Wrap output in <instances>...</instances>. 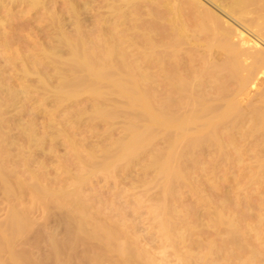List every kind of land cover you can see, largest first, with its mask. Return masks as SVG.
<instances>
[{"label":"rangeland","instance_id":"rangeland-1","mask_svg":"<svg viewBox=\"0 0 264 264\" xmlns=\"http://www.w3.org/2000/svg\"><path fill=\"white\" fill-rule=\"evenodd\" d=\"M37 1L39 2V4H38L39 6H37V9L36 8L35 9H29L30 7L27 5H26L27 6L26 7L24 4H18V7H16L17 5H15L13 7L14 9H11L12 10L11 13H13L15 15L12 17L13 20H11V21H10L11 18L9 19L10 16L7 17V11L0 13V20L6 21V23L4 25L5 27H0V34L2 35V37H0V87L3 85L1 87L2 89L0 88V90H2V92H4L8 89H9V91H13L12 89H14L16 91V89H17V92H16L17 93V95H16L17 96L16 97L17 103L14 104V107L10 106L7 109L5 108L4 109L5 111L3 110L1 112V114L3 113V115H0V117L2 116L0 118L1 123H2L1 127L4 126L3 129H5V127L9 124L8 125L9 128L11 127V130H10L11 132L9 131V133H8L9 139H10V135L13 136L15 134L13 136V138L11 137L13 140H16L17 135H19V137L21 136L19 138L21 142L19 140L16 141L17 144L19 143L18 148H17L16 142H12L13 140H11L12 143L9 140V142L3 144L4 146H2V150H4L3 152L5 154L4 153H2V154L5 156H3L1 154L3 157L0 158L2 160L5 158L4 162H2L0 160V163H2V165L4 166V167L3 166L2 167L4 168L5 172L11 174L10 178L8 179L9 180L8 182H10V179L13 181L15 180V182H18L16 184H19L18 186L21 187V188L18 187L20 189V190L18 189L19 191L17 190V187H16L15 191L17 190V192H15V193L17 195H15L13 193V195L16 197L12 196L11 198L7 199V198H4L5 196H3L2 191L0 193V262H1L0 264H27V263L28 264H117V263L118 264H135V263L136 264H146L147 260H148L149 264H185V263L186 264H253V263L254 264H262L264 262V249H263V247H264V240H263L264 239V232H263L264 231V209H263L264 208V185L259 186L257 184H252V183L248 182L249 181V178H248L249 175L244 170V166L247 164V160H245L243 162L244 159L243 160L240 159L242 162L239 161L238 163L235 161V163H237V164H235L236 168L234 167L235 170H231V169L229 170V166L227 164L228 160L226 159V158H228V155L226 157V155H225L226 151L225 150H227V154H228V150H230V147H228V145L226 144L228 134H227V131L225 130L226 128L224 127V125H225L224 123H226V122H224V120L222 119L223 117L217 118L216 116H214V117H216V118H214L212 114H209V116L212 115L213 118L211 117V120L214 121V122L210 121V123H213V124H211V126H210V123H209V125H207L209 122V119H208L209 116L206 113L203 114V116H201V119H197V117H196V119L189 120L188 122L186 120L185 125L188 128L189 133L187 135L189 136V140H190V141L189 140L188 141L190 142V144L193 143L195 145L194 146L195 148L190 149V151L186 150L189 153L188 155H187V152L184 151L185 149L182 150L185 153L181 151V153H184V154H182L178 158V159H180L179 160L180 169H178V170H177V168L173 169L172 165H170L168 163L166 164L162 160V158L167 156L164 154H166V153L169 154L170 150H171V149H168L170 147L167 144L168 143L167 139L170 138V134L173 137L176 135L175 133H178V136H179V134H180L179 132L182 133V131H180V129H178L180 126L177 125V123L175 121H174L175 123L174 122L172 123L171 121H170L171 123L165 122L164 120L156 121L157 119L160 118V116H157V115H160L163 112V110L166 111V112H163L164 116L166 115V113L173 116L179 112L190 113V112H194V111L199 112V110H200L199 113L206 112L208 110V107L210 108L212 106L210 104L211 103L213 104L214 102H216L215 100L219 99L217 96H218V93L220 96V92H217L218 89H216L218 86H220V89H221L222 84H224L223 88H225V85L227 83V85H226L228 88V89L226 88L227 92H230V88H231V91L232 90L235 91L236 85L234 87L233 86L234 84L233 83H232L233 85L231 84V82L232 81L234 82V80H232V81L230 80V82H229V79L225 77L228 75L230 76V73L228 74L227 72H224L226 62L221 58L215 57L216 58L215 59L214 56H211V57H213V59L208 58V59H210V63L212 65V67L215 66V68H217L218 66L216 67V65H219L222 63L217 70L215 69V71H217V72L212 71L211 75H210V71L205 72L202 68V67H204L205 69H207L205 66H202V64H203L202 62L204 60L201 58H204V56H202V54H201L202 52H200L201 50L198 52L201 54L200 55L201 58L198 54H196V55H198L199 58L203 61H200V59L196 55H194L195 58L193 59V56L190 58L187 55L183 54L186 56V58H185L186 61L184 62V56H183V58L181 56L182 55L181 52L184 51L183 53H185V50H183V49H185L184 46H181L182 47L181 51L178 50V51H180V54L178 53L179 58H181V60H183V62L181 60H179L178 57H176L178 55L177 54L178 51L175 52L176 53V55H175L174 52L171 53L169 51V49H166L169 51V52L167 51L168 52L167 53L163 46H168V45L170 46V44H172V42L174 40L171 41L170 39H168V38H170V35L172 33L170 32V34H167L168 33L167 32L168 30H166V29H168L167 24H165L164 26H161V27H164L166 29H160V30L158 29L159 31L157 30V26H158L157 23L159 22V24L162 25L161 24L162 21L159 20L156 23L154 20L156 17H154V16H156L158 14V11H156V10H159V9L162 10V7L160 8L158 6L159 9L155 8V7H157V5L154 6L153 4L156 3L157 0H156V2L154 0H153V2H151V0H150L151 4L153 3L152 7L155 8L154 11L152 10L153 8H151V10L154 13H157L153 16L154 13L151 14L152 11L146 9L148 6L146 2H148L149 1L148 0L145 2L147 6L144 5L142 8L143 11L136 12V10H135V12L136 13L141 12L140 15L142 13H144L146 15V13L149 12L150 14H148V15H150V17L152 15L154 18L151 17V19H150V17H146L145 15H142L141 18L143 17V20H145V22H144V25L142 27L143 20H141L142 23L139 24V26L141 25L140 26L141 28H138L139 27V26H137L138 24L135 25V23L140 22V17H138L139 18L138 19L136 16L138 21L136 22V20H135L134 25L131 26V27L135 28L136 31L132 30L133 31L132 35L140 32V31H138L139 29H142L144 31L145 30L144 27H145L146 23L147 24H146L145 28L147 31L148 30L147 28H149L150 25H151V27L154 26L153 24H151V23H153L152 21H154L157 25L156 30H155V31H157V33H155V31H154L155 28L153 29L151 27L150 28L152 31L150 30V28H149L150 31H147V32H142V30H141L142 33H139V36L140 35L141 36L139 37V41L137 40V44H138V48H142V50H143V47H142L143 45L140 44L141 41L143 42V40H141V39H143V38H149L151 40L153 39L154 47H155V43L158 41L156 44L157 45L156 48L160 46V45L158 46V43H161L162 44L161 46L163 47L162 48L160 46V50H159L160 53L158 55L159 57L156 55V54H158L159 51L158 52L154 51L156 54L146 51V49L149 48V47L146 48V46H149V43H150L149 42L147 44V42L149 41L148 39L147 40L144 39L145 42L146 41L147 42L143 43V44H146L143 51H146L147 53L144 52V54L143 53L141 54V52H142L141 49L138 50V48H135V47H137V46H135L137 44L134 43L135 44L134 45L135 47H134L131 45L132 43L128 42V40L124 41L125 37L124 38L120 37V38H123V42H125V43L121 42V40H122L121 39L120 41L116 40L115 45H116V47H120V46H122V45H120L121 43L124 44V47H126V51H125L126 54L125 55L123 54V56L121 54L118 55L120 53L118 50L117 55L119 56V58H117V62L119 63V65L121 67H118L119 65L116 62V58H115L116 56L114 57L115 58L114 61H115L116 65L115 66L113 65V66L116 68V70L113 67V69H112L113 71H111L113 76L110 75V77L112 79H109L107 81L106 79L109 78L108 76H105V78L104 77L103 78L102 77L101 78L100 77H98V78H91V77L87 78L86 77L85 78L86 80L83 81V84H87V82H88L87 85H89V86L93 85V84H91V82L92 83L95 82L94 84H99V82H100L101 86L103 85L101 87L103 89L100 90L101 92L100 91H99L100 93L99 92H88V90H86L88 92L87 93L84 90L80 91L79 89H77V90L72 92L73 93L72 100L60 103L56 97H57V95H59L61 93V92H59L60 91L59 88L61 89L60 86L62 85L61 79H63V80H72V79L70 77L65 76L61 67H59V65L55 67V64L57 65L56 61L59 62L60 64H62L60 62L62 60H63L62 62L66 63L67 60H70V58H68L70 56H67V54L60 53V52H59V54L61 56H59V58L56 57V55H59L56 53H54L56 58L54 57V55L52 56V58H51V56H48L51 53H53L52 49H54V48H52V47L56 43L55 42L56 38H55V36H53L56 34L55 33L53 34V32H51V31H53V29H51L50 17H51V14H53V15L62 14V12H64L62 9L64 6L66 7V5H64L66 3H65V0H58V2H57V0H37ZM52 1H53V3H51ZM54 1L57 2V5ZM75 1H77V0H75ZM79 1H81V2L78 4H81V3L83 4L82 0H79ZM87 1H89V0H87ZM138 1H140V0H137L136 2H138ZM158 1H160V4H161L162 1H164V0H162V1L158 0ZM167 1L173 2V0H167ZM174 1H177V0H174ZM195 1H197V0H195ZM201 1H202V4L203 3L205 4V5L203 4V6L206 7V9H208L212 12L215 11L214 12L215 14H220L221 16L219 17V15H218V17L220 19L223 18L224 19V20H222L223 22H227V23H230L231 25H233V23L228 18H226L221 13H219L216 9H214V7L211 4H209V3L207 4L205 0L204 1L201 0ZM61 2H63L64 4ZM141 3H142V1L140 2L139 6H137V4H136V6L139 8L142 7V6H140ZM82 4L80 7L83 8L84 6ZM151 4H150V6H151ZM93 5H94V3H93ZM95 5H96V3H95ZM208 6L209 7L211 6V7L209 8ZM57 7H58V9H57ZM93 7H95V6H93ZM148 8H150V7H148ZM94 10H95V8H94ZM102 10L103 9L99 10V12ZM121 10H122V8H121ZM137 10H139V9L137 8ZM122 11H124V8ZM159 12H161V11H159ZM93 13L94 14L98 13V10H95V12H93ZM100 13H101V15H104L106 12H100ZM102 13H104V14H102ZM160 18L161 17H159V19ZM184 18L186 20L187 16L183 17V21H184ZM65 19L68 20V18L65 17L64 21H66ZM134 19H133V21H134ZM146 19H148V20H146ZM148 21L150 24L148 23ZM163 22L166 23L167 19H166V22H165V19L163 20ZM187 22H188V20H187ZM148 25H149V27H148ZM90 26H92V25H89V27L88 26L86 27V29L88 28V30H87L88 32H91V31H89ZM123 26L127 27L128 24L126 26L125 25H123ZM189 28H192V27L190 26ZM189 28L187 26L188 30L186 32L194 33L193 32L194 28H192V31L189 30ZM118 29L120 30V29H122V27L119 26ZM66 30L70 31V32H67ZM65 31L67 33L66 37L72 33L70 28H65ZM87 31L85 30V27H84L83 32H87ZM161 33H163V34L166 33V35H169V36L166 37L165 34L164 35L162 34L163 35L162 36ZM92 34H94V33H92ZM126 37L128 39L129 38L132 39L134 37V35H133V37H131V34H129ZM141 37H143V38H141ZM172 37L173 36L171 35V38ZM135 38L138 39V36L136 35ZM135 38H133L132 42L134 41ZM166 38L168 40H164ZM129 41H131V40H129ZM153 44H151L150 46L153 47ZM139 45H142V46L139 47ZM174 45H176V43H174L173 46ZM131 46H132V48H131ZM169 46H168V48H169ZM173 46H171V47H173ZM5 47H6V49H5ZM124 47H120V49L121 48L124 49ZM128 47H130V48H128ZM154 47L152 48L153 50H155ZM181 47L178 46V48H181ZM123 49H122V51H123ZM150 49L148 51H150ZM174 49L171 48V51L172 50L175 51ZM149 53H151L153 55H151ZM213 53H214V49H213ZM164 54H165V56L166 55L168 56V54H170L169 57L172 55L171 58H173L175 56L174 59L178 58V60L175 61V60L170 58V62H169L168 61L169 57H166L167 58L166 59ZM160 56H162L164 58V60L162 58H160ZM60 57H62V58H60ZM150 58H152V59H150ZM187 58L192 59V62L194 60V64L191 61L188 62ZM195 59L197 61L199 60L202 64L200 62L199 63L201 65L198 64L197 61L195 63ZM219 59L222 61H220ZM52 60H55V62L54 61L52 62ZM58 60H60V61H58ZM215 60H216V62H215ZM29 61H30V63H29ZM152 61L154 62V64L152 63ZM171 61H175V64H176V62L177 63L179 62L181 65L178 64V66L179 65L180 66L178 69H176L175 66H177V65H175V64H174L175 66L172 65V63H174V62L171 63ZM208 61H206V62L204 61L205 62L204 64L209 63ZM217 61H218V64H217ZM189 63L190 64L192 63V66H190ZM125 64H127V65L125 66ZM148 64H149V66H148ZM159 64H161V65H159ZM187 64L190 67L186 66ZM29 65L31 67H29ZM193 65H194V68H193ZM161 66H163L164 68ZM168 66H169V68H168ZM172 66H174L175 71H174V69L173 70L171 69ZM150 67H152V68H150ZM191 67L193 68L192 71L196 68V70L194 71V72H197V74L196 73L194 74L196 77L195 76H193V78H191L192 76L190 77L191 73L189 74V72H191V71H189L188 68L191 69ZM220 67L222 69H220ZM58 68L61 69V71ZM92 68L93 67H90V66H84L83 70L85 72H87ZM119 68L123 69V71L122 72L117 71V70H119ZM131 69H132V72H131ZM167 69H169V70L167 71ZM159 70H161V71H159ZM207 70H210V69L208 68ZM212 70H214V69L212 68ZM146 71H148V72H146ZM45 72H46V74H45ZM113 72H114V74H115V72H117L116 74L118 76L114 75ZM166 72H168V73H166ZM184 72L188 73V74L186 75V74H184ZM194 72H192V75ZM202 72H205V73H202ZM221 73H223V74H221ZM124 74H126V75H124ZM127 74H129L131 77L127 76ZM202 74H204V75L202 76ZM206 74L207 75L209 74L210 77H207ZM217 74H220V75H218L216 77ZM199 75L201 77H199ZM170 76H171V78H170ZM180 76L182 79L180 78ZM52 77L54 78V79H52L53 81L51 80ZM60 77H61V79H59ZM184 77H186L187 79ZM45 78L47 79V81ZM119 78L121 79V81ZM122 78H123V80H122ZM149 78H150V80H149ZM174 78H176L178 80L176 81V79L174 80ZM89 79H90V81H89ZM193 79H194V82L192 81ZM196 79H198V80L196 81ZM262 79L263 78H261L260 81H262ZM124 80H126V81H124ZM115 82H116V85H113V83L115 84ZM105 83L108 84L107 87H105L106 86ZM124 84H126V85L122 86ZM171 84H173V86ZM58 85H59V87H58ZM134 85L136 86V88L137 87L139 88L138 89L139 92L145 91L146 94L148 92L150 94V92L153 91L152 92L153 94L152 93H151L152 95L150 94L152 96V98L150 97L149 94L146 95V96H148V98L146 97L148 99L147 100L148 103L146 100H145L146 102H144V96L142 97L143 99L141 98L143 101H141V99H140V100H138V102L137 101L131 102V94H129V93L130 92L133 93L132 88L134 87ZM145 86L148 87L146 89L149 90V88H150V90L149 91L145 90L144 89ZM182 86L183 87L185 86L184 87L185 90H183ZM190 86H192L193 89L191 91H188V90H190V89H188V87L190 88ZM259 86H261V85H258V87ZM130 87H132V88H130ZM195 87H197V88L195 89ZM249 87H248V89L246 88L247 91H246V89L244 91V95H245V93H248L249 97H250V95L253 96V94H254L253 92H255L257 89H259L257 87V89H255V91H254V88H256V87H253V89H251L252 86H249ZM107 88L108 89L110 88V90H112V91H110V90L108 91ZM210 89L212 90V92ZM220 89H219V91H220ZM130 90H132V91H130ZM181 90L184 91L185 97L187 96L186 95L187 92H191L192 94L195 92L193 95L192 94L191 95L196 96L199 99H203L202 105H200L201 104L200 103L199 105L194 104L195 105L194 106L188 100L190 98L189 97L190 93L188 95V98L187 97L185 98L184 96H181V95H184V93ZM223 90L224 89H222V91ZM76 91H78V92H76ZM102 92H103V94H102ZM223 92H225V91H223ZM242 92H241V94H242ZM89 93H97L99 95H102V96H100V98H98L99 103L100 104L102 103V105L98 106V99L96 100L94 98L95 99V101H94V99H92V97H91V94H89ZM207 93H210V94H207ZM212 93H213V95H212ZM140 94H144V93H140ZM248 94H247V97L245 96L246 98H244L243 96H239V97H242L241 99H243L246 102L247 98L249 101L252 97L251 96L249 98ZM93 95H95V94H93ZM112 95H113V97H112ZM168 95L170 98L167 97ZM199 95H200V97H199ZM208 95H209V97H208ZM107 96L110 98H107ZM1 97L3 99L2 100L0 98L1 102H4V100H5L4 97L2 95H1ZM53 97H55V99ZM102 97H104V98H102ZM118 98L119 99L121 98V99L119 100ZM129 98H130V101H129ZM123 100H125V101H123ZM255 100L256 99H254L253 101H255ZM10 101H13V99ZM101 101H104V102L107 101V103L105 102L106 104H103V102H101ZM109 101H111V102H109ZM154 101H156V102H154ZM166 101H167V103H166ZM169 101H170V103H169ZM185 101H187V102H185ZM217 101H219V100H217ZM253 101H249V102L252 103ZM8 102H9V100H8ZM56 102H59L60 104H58ZM108 102H109V104H108ZM129 102H131V103H129ZM142 102L145 103L144 104L145 106L150 104L147 107L151 108V110H149L151 112H149L147 110L148 109L147 107H145V108H147L145 110L144 105H142L143 104ZM240 102H241V100H240ZM245 102H241L242 104H244L243 106L241 104L242 108H246ZM255 102H257V100ZM255 102H253V103H255ZM63 103H64V105H63ZM92 103H94V104H92ZM8 104H10V103H8ZM114 104H115V106H114ZM117 104L119 105V107L117 106ZM125 104L126 105L128 104L129 106L127 105L124 107ZM166 104L168 107L166 106ZM187 104L190 106H187ZM151 106H153L154 111L152 110ZM102 107H104V108H102ZM116 107H118V108H116ZM159 107H161V108H159ZM192 107H195L196 109L192 108ZM13 108H15V109H13ZM106 108H108V109L106 110ZM96 109L98 111L101 110L100 113H102V112L103 113L100 115L99 112H96L97 111ZM114 109H115V112H117V113H115L116 114L115 118L113 120H110V121L106 120L105 116H106V114H108V111L110 110L109 111V113H110L111 111H114ZM158 109H160L162 112H159L160 110L158 111ZM197 109H199V110H197ZM116 110H118V111H116ZM130 110L133 111V113H131ZM155 110H157L159 113ZM137 111H140V112H137ZM154 112L158 113L156 115L157 117L155 116L156 113H154ZM121 114H123V116L124 115L125 116L123 117ZM4 115H6V117ZM88 115L89 116L93 115L96 118V120L93 117L89 118ZM97 115H100V116H97ZM127 116H129V117H127ZM13 117H15V118H13ZM16 117H20L19 120ZM10 118H12V120ZM87 118H89V119H87ZM100 118H102V119H100ZM130 118H131V120H130ZM14 119H15V122L13 121ZM91 119H93V120H91ZM125 119H127V120H125ZM90 120H91V122H89ZM132 120H134V121H132ZM140 120H142V121H140ZM203 120H204V122L206 121V123H207L206 126L202 124ZM122 121H124L126 123V125H125V123L122 124L123 123ZM4 122L6 125H3ZM14 124L18 125L19 129L21 127V129L19 130L18 128H16L17 126H15V128H16V130H15ZM199 124L203 125V126L199 127ZM30 125L33 127V129H31ZM93 125H95V126H93ZM135 125H137L140 128H138ZM212 125H213V127H212ZM24 127H25V129H24ZM133 127H135V128H133ZM176 128H177V130H176ZM204 128H207L208 132ZM212 128L215 130V135H214V132L212 131ZM215 128H218V129L216 130ZM6 129H8V127ZM6 129H5V131H6ZM17 129H18V132H16ZM133 129L135 131L138 129H139V131L141 130V135H143V134L146 135L147 133L150 134L152 131L156 132V135L153 136L149 142L147 141V143H142V142L134 143L135 142L134 136L140 135V133H139V131H137V133H135V135H133V133L135 132ZM209 129H211V131ZM13 130H15V131L13 132ZM20 131H22L21 135L19 134ZM33 131H34V133H33ZM7 132L8 131H6V133L4 132V134L6 135ZM23 132H24V134H23ZM195 132H196V134L194 136ZM30 133L31 134L33 133L31 136L34 135L35 137L28 138L30 136ZM108 133H109V135H108ZM172 133H174L175 135L174 134L172 135ZM220 133H221V135H220ZM124 134H127V135H124ZM132 135H133V141H132V138H130V137H132ZM180 135H182V134H180ZM208 135H210V136H208ZM178 136L176 135L175 137H178ZM207 136L209 137V139L207 138ZM27 138L31 139L32 141L33 140H35V141L32 142L31 140L30 141L28 140L29 142L32 143V144L31 143L28 144L29 143L28 141L25 142L27 140ZM210 140H212V141H210ZM191 141H192V143H191ZM196 141L197 142L200 141V142L197 143ZM208 141H210V142H208ZM23 142H24V144H23ZM215 142L216 143L218 142L222 146H218L217 145L218 143L215 145ZM14 143H15V145H13ZM34 143H35V145H34ZM140 143H142V144L140 145ZM223 143L226 144V146ZM121 144H122V146H121ZM212 145H215L216 148H214ZM14 146H16V147H14ZM134 146H136L138 148L137 149L138 151L136 150V152L131 154V155L127 154L128 157H127V155H125V156L121 157V159L119 158L117 160H114L108 166H104V167L99 166L98 168L93 167L94 166L93 165L94 160L96 161V162H94L95 165L97 162L100 165H102L106 161L109 160L108 158H111L112 156H116L118 154V152H120L123 148L125 150V148H127V147L133 148ZM139 146H142V147H139ZM118 147H120L119 148L120 151L117 150ZM212 147L214 150L212 149ZM145 148L146 149L148 148V150H146ZM190 148H192V147H190ZM114 149H115V151H114ZM16 150H19V151H17L18 153H16ZM34 151H35V153H34ZM77 151H79L80 153ZM113 151H114V153H116V155L114 153L112 154ZM7 153H8V155H7ZM94 153L97 155V157L94 155ZM17 154H20L21 158L16 159V157H19V155H17ZM33 154L34 155L36 154V156H34V158L37 156L38 157L34 159L32 157ZM80 154L82 157L80 156ZM103 154L104 155L106 154L109 157H106ZM15 155H17V156H15ZM8 156L10 158V159L8 158V160L10 162H7L8 160L6 158ZM76 156H78V158L79 157L83 158V160L84 159L89 160L90 162H92V166L89 165L90 166V168H89L88 165L87 166L82 165L81 163L78 164L81 159L79 158V161H78ZM157 156H158V158H157ZM31 157L33 158L34 162H32L33 161L32 160V161H29L30 162L29 165L25 164V161L27 160V158H28V160L29 159L31 160ZM90 157H91V159H93V161H91L89 159ZM125 157H127V159H125ZM159 157H161V161L159 160ZM102 158H104V159H102ZM237 158L239 159V157H237ZM51 159H52V161H51ZM101 159H102V161H101ZM214 159H216V160H214ZM75 160L77 163L75 162ZM83 160H81V161H83ZM5 161H6V163H5ZM199 162H200V164H199ZM116 163H117V165H116ZM99 164H97V165H99ZM158 164L161 167H159ZM210 164H211V166H210ZM128 165H130V166H128ZM168 165H170V168H169L170 171L167 170L168 168L166 166H168ZM76 166H77V168H76ZM78 166L83 167V168H81L83 170H79L80 167H78ZM162 166H164L163 167L164 169H162ZM226 166H228V167H226ZM92 167L94 168V170ZM105 167L107 169H105ZM230 167H232V166H230ZM181 168H182V170H181ZM128 169H130V170H128ZM157 169H159V170H157ZM171 169L173 170V172H171ZM163 170L164 171L167 170L170 172V177H168V178L166 177V179L169 180L168 182H164V180L161 179V177H162L161 175L159 176V179L156 178L159 174L155 177L157 172L158 173H159V171L163 172ZM179 170H181V171L178 172ZM83 171H86L88 174L86 172L83 173ZM210 171H212V172H210ZM174 172H177V173H174ZM181 172H183V173H181ZM171 173L175 174V176H173ZM77 174L79 176L78 179L76 176ZM84 174H86V175H84ZM176 174L177 175L180 174V176L177 177ZM37 175H38V177H37ZM87 175H88V177H87ZM243 176L245 178L247 176L248 179L246 178L247 179L246 180ZM83 177H84V179H83ZM79 178L81 179L80 182H79ZM173 178H175V179H173ZM71 180L73 181V183L71 182ZM162 180H163V183L161 182V184L163 187L160 184V181H162ZM74 181L78 182L79 184H77V183L74 184L75 183ZM145 181H147V182H145ZM15 182H13V183H15ZM85 182H87V183H85ZM171 182H172L173 186H169L172 184L167 185V183H171ZM182 182H183V184H182ZM195 183H197V184H195ZM33 184H36L35 187H38L39 191H37V194L40 196V198L34 191H32V192L36 195H34L31 192V189H32L31 187L34 186ZM55 184H57V185H55ZM175 184H176V186H175ZM177 184L179 187L177 186ZM26 186H28V187H26ZM180 186H182V187H180ZM0 187H1L0 190H2L3 187L1 185H0ZM169 187L172 190L169 189ZM183 187H186V188H183ZM165 188H167L166 189V195H170L167 193L171 191V195H170L171 197H166V195L164 193ZM21 189H23V191ZM59 189L61 191H59ZM168 189H169V191H167ZM259 189H261V190H259ZM162 191H163V193H162ZM253 193L254 194L256 193V194L254 195ZM163 194L165 195V197L161 203L160 198H161V195L163 198V196H164ZM18 195H20V196H18ZM35 196H37L36 199H35ZM70 198H72V199H70ZM157 198H159V200ZM173 198H174V200H172ZM43 199H45V200H43ZM140 199H141V202H140ZM164 200H166V201H164ZM138 201H139V203H138ZM167 201H168V203H167ZM223 201H224V203H222ZM80 203H82V204H80ZM159 203H161V204H159ZM160 205H161V207H160ZM224 205H226V206H224ZM78 208H80V209H78ZM156 208L157 209L159 208L160 210L157 211ZM221 208H223V209H221ZM151 209H152V211H151ZM209 209H211V210H209ZM214 209H215V211H214ZM149 210L151 213L149 212ZM240 210L243 211L242 212L243 219H242V217H240V215H241ZM161 211H164V213L162 212V214H161ZM217 211H219V212H217ZM223 211H224V213H223ZM152 212L154 213V215ZM227 212H228V214H227ZM217 213H219V215ZM15 214L18 215L19 218H22V220L19 219L20 220L19 223L21 224V225L20 224L19 225L21 227L23 226L22 227L23 230L21 228H19L20 229L19 233L17 231L15 234H13V233H10L11 231H9L8 229H10L12 223H14V221H16L18 218V216H16V217L14 216ZM19 214L20 215L23 214V215L20 216ZM96 214L98 217L96 216ZM209 215H210V217H209ZM250 216H253V217H250ZM258 216H260V217H258ZM13 217H15L16 220L13 219ZM162 217H164L168 221V223H170V224L167 223L169 226L168 227L169 232L166 231L169 233L170 236L168 234L165 235V233L162 234L159 231V230H161L160 223H161ZM219 217L221 218L222 221L219 220ZM223 217L227 220V222H226V220H223L224 219ZM226 217H228V218H226ZM255 217L258 219H256ZM69 218L70 219L72 218V219L70 220ZM208 218H209V220H208ZM215 218H217V219H215ZM239 218H241V219H239ZM210 219L216 220V222H214L213 220L211 221ZM68 220H69V222H68ZM170 220H171V222L174 221V222H172V223H174L173 225L170 222ZM217 220H219V222H217ZM240 220H242V221L240 222ZM230 221L232 223H230ZM255 221H257V224ZM102 222H104V223H102ZM217 223H219V224H217ZM16 225H18V224H16ZM183 225H184V227H183ZM13 226H14V224H13ZM227 226H229V228H228L229 230L227 228L225 229V227H227ZM232 226H233V228H232ZM254 227H256V229ZM257 227H258V229H257ZM261 227H263L262 228L263 230L261 229ZM169 228H171L172 231H170ZM172 228H174L176 231ZM114 230H115V232H114ZM231 230H233V231H231ZM241 230H243V231H241ZM170 232H172V233H170ZM115 233H116V235H114ZM233 233H234V235H233ZM242 233H244V234L242 235ZM117 234H119V235H117ZM163 236H165L167 238V241H165V238ZM168 236H169V238H168ZM106 237H108V238H106ZM119 237H121V238H119ZM254 237H256L257 239ZM244 238H247L249 240V242H248V244L243 243V245H242ZM74 239H76L75 240L76 242L74 241ZM123 242H124V244H123ZM179 242H180V244H179ZM136 245H137V247H136ZM119 246H121V247H119ZM126 246H128V247H126ZM163 246H164V248H163ZM228 246L230 249L228 248ZM232 248H233V250H232ZM230 250H231V252H230ZM234 250H235V252H234ZM121 251L123 254L120 253ZM123 251H125V252H123ZM61 252L64 253V255H60ZM214 252H215V254H214ZM257 252H258V254L259 253L260 254L258 255ZM250 253L252 254V256L250 255ZM237 254H239V255H237ZM60 257L62 260L60 259ZM226 257H228V258H226ZM249 257H251L250 258L251 260L249 259ZM256 258H258V259H256ZM259 262H261V263H259Z\"/></svg>","mask_w":264,"mask_h":264},{"label":"bare ground","instance_id":"bare-ground-1","mask_svg":"<svg viewBox=\"0 0 264 264\" xmlns=\"http://www.w3.org/2000/svg\"><path fill=\"white\" fill-rule=\"evenodd\" d=\"M78 1V2H77ZM77 1H75V0H65V3L66 4H64L63 2H61V3H63L64 5H66V7L64 8L63 6V11L64 12H62V14H56V15H53V14H51V17H50V25H51V29H53V31H51V32H53V34L55 33L56 35H53V36H55V38H56V40H55V45L52 47V48H54V49H52L53 50V53H51L50 55H48V56H51V58H52V56L54 55V53H56V54H59V52L60 53H65V54H67V56H70V57H68V58H70V60H67L66 61V63L65 62H62V61H60V60H58V61H60L62 64H60L59 62H57L56 61V63H57V65L55 64V67L56 66H58L59 65V67H61V69L63 70V72H64V75L65 76H67V77H70L72 80H63V79H61V77L59 78V79H61L62 80V82H61V89L59 88V92H61L59 95H57V99H58V101L60 102V103H62V102H67V101H69V100H72V98H73V91H75V90H77V89H79L80 91H85V92H87L86 90H88V92H99L100 90H102L103 88H101L102 86H101V84H100V82H99V84H94V83H92L91 82V84H93V85H87L88 84V82H87V84H83V81L84 80H86L85 78L87 77H91V78H98V77H104L105 78V76H108L109 78L108 79H106L107 81L109 80V79H112L111 77H110V75L111 76H113L112 75V73H111V71H113L112 69H113V67L116 65L115 64V61H114V59L116 58V62H117V58H119V56L118 55H122L123 56V54L125 55L126 54V47H124V44H122L121 42H123V38L125 37V39H124V41L125 40H128V42H130V43H132L131 45L132 46H134L135 44H137V40L139 41V37L141 36H139V33H142V32H147V31H150L151 30V28H155L154 29V31L156 30V26H157V30L159 29H166V28H164V27H161V26H164L165 24H167L166 26H167V28L168 29H166V30H168L166 33L167 34H170V32L172 33L171 35L174 37H172L171 38V35H170V38H168V39H170L171 41H173L174 43H176V45H174L173 46V42H172V44H170V46H169V48H168V46H163L164 47V49L166 50V49H169V51L171 52V53H173L174 52V54L176 55V51H178V50H182V47L181 46H184L185 47V49H183V50H185V53H183V52H181L182 53V58H183V56H184V62L186 61L185 60V58H186V56L185 55H187L188 57H192L193 56V59L195 58L194 57V55H196V54H198L199 56L202 54V56H204V58H201V56H200V58L201 59H203L205 62L206 61H208L209 63H206V64H204L205 62L203 61V60H201L200 58H199V56L198 55H196L199 59H200V61H203L202 63L198 60H196L195 59V63H196V61L198 62V64H202V66H205L207 69L209 68L210 70H207V69H205L204 67H202L203 68V70L205 71V72H208V71H210V75H211V72L212 71H214V72H217V71H215V69L217 70L218 68H219V66L222 64H219V65H216V67L217 68H215V66L214 67H212V65H211V63H210V59H213V57H211V56H214V58L215 57H217V58H221V59H223L226 63H225V70H224V72H227L228 74L230 73V76L232 77H230L229 75V77L228 76H225L226 78H228L229 79V82H230V80L232 81V80H234V82L232 81L231 82V84L235 87V85H236V88H235V91H231V88H230V92H227V83H226V85H225V88H223V85L224 84H222V86H221V89H220V86H218L216 89H218V91L217 92H220V96H219V93H218V98L219 99H217V100H219V101H217V100H215L216 102H214L213 104L211 103H209L210 105H212L210 108L208 107V110L206 111V112H202V113H199L200 112V110L199 109H197V110H199V112H197V111H194V112H190V113H184V112H179V113H177V114H175V115H169L168 113H166V115L164 116L163 115V112H166V111H164L163 110V112L160 110V109H158V111L159 112H162L160 115H157L159 112L157 111V110H155V111H157L158 113H156V112H154V113H156L155 114V116L157 115V116H160V118L159 119H157L156 121H158V120H164L165 122H169V123H173L174 121L177 123V125H179L178 127V129H180V131H182V133L181 132H179L180 134H182V135H180L179 134V136H178V133H175L178 137H175L176 135L174 134V133H172V135L174 134L175 136H171V134H170V138H168L167 139V141H168V145H169V147L170 148H168V149H171L170 150V153L169 154H164V155H167V156H163L164 158H162V160L167 164H170V165H172V167H173V169L174 168H177V170L178 169H180V162H179V160L180 159H178L182 154H184L185 152L184 151H186V150H189L190 151V149H193V148H195L194 146V144L192 143V141H191V143L192 144H190V140H189V136L187 135L188 133H189V131H188V128H187V126L185 125L186 123H185V121L187 120V122L189 121V120H194V119H196V117H197V119H201V116H203V114H207L208 116H209V114H212L213 115V117L214 116H216L217 118H222L223 120H224V122H226V123H224L225 125H224V127L226 128L225 130L227 131V134H228V136H227V140H226V144L228 145V147H230V150H228V154H227V150H225L226 151V153H225V155H226V157H227V155H228V158H226L227 160V164H228V166H229V170L231 169V170H235L234 169V167L236 168V166H235V164H237L239 161H241L240 159H244L243 160V162L245 161V160H247V164L244 166V170L248 173V175H249V183H252V184H257V185H264V0H205L206 1V3L208 4H211L213 7H214V9H216L219 13H221L222 15H224L226 18H228L232 23H233V25H231L230 23H227V22H223L222 20H224L223 18L222 19H220L219 17L221 16L220 14H215L214 12L215 11H210V10H208V9H206V7H204L203 6V4H202V1L201 0H197V1H195V0H177V1H174L173 0V2H168L167 0L165 1H162V3L160 4V1H158L157 0V2H156V0H154L156 3H152L154 6H156L157 5V7H155V8H157V9H159V7L161 8L162 7V10H156V11H158V14L157 13H154L153 11L155 10V8L154 7H152V4H151V2H153V0H151V2H150V0L148 1V0H140V1H138V2H136L137 0H89V1H87V0H82L83 1V8L82 7H80L81 6V4H78V3H80L81 1H79V0H77ZM142 1V3H141V5L140 6H142V7H137V6H139V4H140V2ZM146 1H148V2H146ZM204 1V0H203ZM55 2V1H54ZM57 2H58V0H57ZM57 2H55L56 3V5H57ZM136 2V3H135ZM147 3V5H146V3ZM200 2V3H199ZM51 3H53V1L51 2ZM60 3V2H59ZM93 3H94V5H93ZM95 3H96V5H95ZM159 5H158V4ZM18 4H24L25 6L27 5V6H29L28 8L29 9H37V6H39L38 4H39V2L37 1V0H0V13H2V12H4V11H7V17L8 16H10L9 17V19H10V21L11 20H13V16H15L13 13H11L12 12V10L11 9H14L13 7L15 6V5H17L16 7H18ZM136 4H137V6H136ZM150 4H151V6H150ZM147 6V8L146 9H148V10H151V8H153L151 11V14H153V16L155 15V14H157L156 16H154V17H156L154 20H155V22L157 23L159 20H161L162 22H163V20L165 19V22H166V19H167V22L166 23H162L161 22V24L162 25H160L159 24V22L157 23V25H156V23L154 22V21H152L153 23H151V24H153L154 26L153 27H151V25H150V27H149V25H148V27L150 28V30H149V28H147L148 30L146 31V24H145V27H144V31L142 30V29H139L138 31H140V32H138L136 35L138 36V39H136L135 38V34H133L134 35V37H133V35H132V33H133V31L132 30H135L136 31V29L135 28H133V27H131V26H133L134 25V23H135V20H136V22L138 21V17H140V22L139 23H135V25L136 24H138L137 26H139V24L140 23H142V21L141 20H143V17L141 18V16L142 15H145L144 13H142L141 15H140V13L141 12H139V13H136V12H138V11H143L142 10V8H143V6ZM161 5V6H160ZM205 5V4H204ZM26 6V7H27ZM93 6H95V7H93ZM159 6V7H158ZM61 7V8H62ZM148 7H150V8H148ZM209 7V6H208ZM211 7V6H210ZM209 7V8H210ZM55 8V7H54ZM94 8H95V10H98V13H96V14H94L93 12H95V10H94ZM121 8H122V10H123V8H124V11H122L121 10ZM137 8L139 9V10H137ZM16 9V8H15ZM57 9H58V7H57ZM101 9H103L102 11H100V12H106L105 14L104 13H102V14H104V15H101V13L99 12V10H101ZM126 9V10H125ZM213 9V8H212ZM213 9V10H214ZM60 10V9H59ZM135 10H136V12H135ZM27 11V10H26ZM126 11V12H125ZM159 11H161V12H159ZM14 12V11H13ZM134 12V13H133ZM148 12V11H147ZM53 13V12H52ZM100 13V14H99ZM160 13V14H159ZM5 14V13H4ZM21 14V13H20ZM55 14V13H54ZM148 14H150L149 12L148 13H146V17H150V15H148ZM53 15V16H52ZM66 17V18H68V20L67 19H65L66 21H64V16ZM148 15V16H147ZM160 15V16H159ZM218 15H219V17H218ZM136 16H137V18H136ZM152 15H151V17L152 18H154ZM184 16H187V19L185 20V18H184V21H183V17ZM189 16V17H188ZM145 17V18H146ZM151 17H150V19H151ZM159 17H161L160 19H159ZM163 17V18H162ZM165 17V18H164ZM17 18V17H16ZM135 18V19H134ZM133 19H134V21H133ZM157 19V20H156ZM163 19V20H162ZM17 20V19H16ZM146 20H148V19H146ZM153 20V19H152ZM187 20H188V22H187ZM226 21V20H225ZM24 22V21H23ZM144 22H145V20H143V23H142V27H143V25H144ZM5 23H6V21H1L0 20V27H5L4 25H5ZM33 23V22H32ZM148 23H149V21H148ZM186 23V24H185ZM128 24V26L127 27H124L123 25H127ZM150 24V23H149ZM89 25H92V26H90V30L89 31H91V32H88L87 30H88V28L86 29V27L88 26L89 27ZM122 25V26H121ZM119 26L120 27H122V29H118L119 28ZM141 26V25H140ZM138 27V28H141V27ZM187 26H188V28L191 26L192 28H194V30H193V32L194 33H189V32H186L188 29H187ZM9 27V26H8ZM28 27V26H27ZM84 27H85V30L87 31V32H83V30H84ZM124 27V28H123ZM159 27V28H158ZM65 28H70V30L72 31V33L74 34H69L67 37H66V35H67V33H66V31L68 30H66L65 31ZM137 28V27H136ZM192 28H189V30H191L192 31ZM35 29V28H34ZM141 30H142V32H141ZM158 30V31H159ZM134 31V32H135ZM152 31V30H151ZM67 32H70V31H67ZM162 32V31H161ZM197 32V33H196ZM92 33H94V34H92ZM155 33H157V31H155ZM166 33H164L165 35H166ZM129 34H131V37H133V38H135L134 39V41L132 42V40H133V38L132 39H128L126 36H128ZM163 33H161V35H162ZM163 34V35H164ZM188 34V35H187ZM197 34V35H196ZM94 37H93V36ZM153 35V34H152ZM162 35V36H163ZM145 36V35H144ZM169 35H166V37H168ZM0 37H2V35L0 34ZM120 37H123V38H120ZM130 37V36H129ZM155 37V36H154ZM120 38V39H119ZM141 38H143V37H141ZM163 38V37H162ZM165 38V37H164ZM122 39V40H121ZM144 39H148L149 41L147 42V44L150 42L151 44H153V39L151 40V39H149V38H143V39H141V40H143V42L141 41L140 42V44H142V45H139V47H143V50H144V47L146 46V44H143V43H146L145 42V40ZM167 38L166 39H164V40H168ZM15 40V39H14ZM116 40H121V44L120 45H122V46H120V47H124V49L123 48H121L120 49V47H116ZM129 40H131V41H129ZM118 41V42H119ZM136 41V42H135ZM117 42V43H118ZM127 42V41H126ZM155 42V41H154ZM158 42V41H157ZM157 42L155 43V47H154V44H153V47L155 48V50H153L152 48V46H150L151 44L149 43V46H146V48L147 47H149L148 49H146V51L147 52H151V53H155V52H158L159 50H160V46L162 45L161 43H158V46L159 47H157L156 48V44H157ZM167 42V41H166ZM165 42V43H166ZM123 43H125V42H123ZM129 43V44H130ZM135 43V44H134ZM139 43V42H138ZM171 43V42H170ZM167 44V43H166ZM179 47H181V48H178V46ZM8 46V45H7ZM130 46V45H129ZM132 46H131V48H132ZM135 46H137V47H135ZM134 47L135 48H138V44L137 45H135ZM171 46H173V47H171ZM152 47V48H151ZM162 47V46H161ZM162 47V48H163ZM177 47V48H176ZM183 47V48H184ZM9 48V47H8ZM128 48H130V47H128ZM153 50H151V49ZM171 48L172 49H174L175 51H171ZM5 49H6V47H5ZM122 49H123V51H122ZM139 49H141V54L143 53L144 54V52L145 53H147L146 51H143L142 50V48H138V50ZM150 49V51H148ZM177 49V50H176ZM213 49H214V53H213ZM216 49V50H215ZM14 50V49H13ZM118 50H119V54H118ZM201 50V51H200ZM218 50V51H217ZM12 51V50H11ZM133 51V50H132ZM155 51V52H154ZM168 50H166V52H167ZM168 51V52H169ZM180 51H178L177 52V54L179 53L180 54ZM202 52L201 54L200 53H198V52ZM139 52V51H138ZM137 52V53H138ZM167 52V53H168ZM151 53H149V54H151ZM159 53H160V51L158 52V54H156L157 56L159 55ZM163 53V52H162ZM118 54V55H117ZM154 54V55H155ZM179 54L176 56V57H178L179 58ZM183 54H185V55H183ZM204 54V55H203ZM214 54V55H213ZM140 55V54H139ZM151 55H153V54H151ZM162 55V54H161ZM169 55L170 54H168V56L166 55L165 56V54H164V56H165V58L166 57H169ZM31 56V55H30ZM59 56H61L60 54L59 55H56V57H58L59 58ZM116 56V57H115ZM131 56V55H130ZM147 56V55H146ZM180 56V57H181ZM54 57H55V55H54ZM53 57V58H54ZM55 57V58H56ZM115 57V58H114ZM136 57V56H135ZM150 57V56H149ZM154 57V56H153ZM159 57V56H158ZM157 57V58H158ZM172 57V55L169 57V59H168V61L170 62V58ZM175 57V56H174ZM174 57L173 58H171V59H173V60H178V58H176V59H174ZM17 58V57H16ZM27 58V57H26ZM60 58H62V57H60ZM67 58V59H68ZM146 58V57H145ZM156 58V59H157ZM160 58H162L163 60H164V58L162 57V56H160ZM190 58H187V60H188V62H192V59H190ZM208 58H210V59H208ZM123 59V58H122ZM150 59H152V58H150ZM167 59V58H166ZM206 59V60H205ZM216 59V58H215ZM31 60V59H30ZM46 60V59H45ZM66 60V59H65ZM126 60V59H125ZM130 60V59H129ZM128 60V61H129ZM134 60V59H133ZM145 60V59H144ZM161 60V59H160ZM179 60H181V58H179ZM218 60V59H217ZM220 60V59H219ZM27 61V60H26ZM55 62V60H52V62ZM123 61V60H122ZM127 61V60H126ZM147 61V60H146ZM159 61V60H158ZM175 61H171V63L172 62H174V63H172V65H174L175 64ZM182 62H183V60H181ZM180 61V62H181ZM220 61H222V60H220ZM223 61V62H224ZM121 62V61H120ZM148 62V61H147ZM200 62V63H199ZM215 62H216V60H215ZM29 63H30V61H29ZM59 63V64H58ZM118 63V62H117ZM122 63V62H121ZM133 63V62H132ZM152 63L154 64V62L152 61ZM151 63V64H152ZM159 63V62H158ZM162 63V62H161ZM165 63V62H164ZM193 64H194V60H193V62H192ZM192 63L190 64L189 63V65L190 66H192ZM40 64V63H39ZM52 64V63H51ZM168 64V63H167ZM178 64H180L179 62L177 63L176 62V64L175 65H177L178 66ZM200 64V65H201ZM217 64H218V61H217ZM25 65V64H24ZM28 65V64H27ZM114 65V66H113ZM118 65H119V63H118ZM127 64H125V66H126ZM140 65V64H139ZM146 65V64H145ZM159 65H161V64H159ZM158 65V66H159ZM164 65V64H163ZM171 65V64H170ZM169 65V66H170ZM174 65V66H175ZM181 65V64H180ZM179 65V66H180ZM188 64L186 65V66H188V67H190ZM45 66V65H44ZM54 66V65H53ZM84 66H90V67H93L92 69H90L89 71H87V72H85L84 70H83V67ZM124 66V65H123ZM148 66H149V64H148ZM152 66V65H151ZM157 66V67H158ZM169 66H168V68H169ZM174 66H172V70L174 69V71H175V68H174ZM177 66H175L176 67V69H178L179 68V66L177 67ZM211 66V67H210ZM29 67H31L30 65H29ZM43 67V66H42ZM117 67V66H116ZM118 67H121L120 65L118 66ZM161 67H163V66H161ZM160 67V68H161ZM54 68V67H53ZM115 68V67H114ZM129 68V67H128ZM138 68V67H137ZM141 68V67H140ZM150 68H152V67H150ZM164 68V67H163ZM193 68H194V65H193ZM192 67H191V69L190 68H188L189 69V71H191V72H189V74H190V77L191 78H193V76H195L194 74L196 73L197 74V72H194L195 70H196V68L192 71V69H193ZM212 68L214 69V70H212ZM44 69V68H43ZM59 69V68H58ZM61 69H59L60 71H61ZM127 69V68H126ZM130 69V68H129ZM154 69V68H153ZM199 69V68H198ZM220 69H222L221 67H220ZM219 69V70H220ZM29 70V69H28ZM45 70V69H44ZM55 70V69H54ZM88 70V69H87ZM115 70H116V68H115ZM138 70V69H137ZM165 70V69H164ZM169 69H167V71H168ZM202 70V71H203ZM227 70V71H226ZM34 71V70H33ZM41 71V70H40ZM117 71H123V69H121V68H119V70H117ZM129 71V70H128ZM159 71H161V70H159ZM158 71V72H159ZM221 71V70H220ZM32 72V71H31ZM131 72H132V69H131ZM146 72H148V71H146ZM170 72V71H169ZM192 72H194L193 73V75H192ZM199 72V71H198ZM205 72H202V73H205ZM223 72V73H224ZM33 73V72H32ZM111 73V74H110ZM117 72H115V74H114V72H113V74L114 75H117L116 74ZM124 73V72H123ZM122 73V74H123ZM163 73V72H162ZM166 73H168V72H166ZM181 73V72H180ZM179 73V74H180ZM219 73V72H218ZM223 73H221V74H223ZM45 74H46V72H45ZM149 74V73H148ZM175 74V73H174ZM177 74V73H176ZM184 74H188V73H185L184 72ZM225 74V73H224ZM124 75H126V74H124ZM173 75V74H172ZM171 75V76H172ZM178 75V74H177ZM201 75V74H200ZM199 75V77H201ZM204 74H202V76H203ZM207 75V74H206ZM205 75V76H206ZM210 75L208 74L207 75V77H210ZM218 75H220V74H217L216 75V77L218 76ZM13 76V75H12ZM57 76V75H56ZM118 76V75H117ZM127 76H130L129 74H127ZM171 76H170V78H171ZM189 76V75H188ZM213 76V75H212ZM211 76V77H212ZM58 77V76H57ZM131 77V76H130ZM136 77V76H135ZM139 77V76H138ZM177 77V76H176ZM183 77V76H182ZM187 77V76H186ZM186 77H184V78H186ZM196 77V76H195ZM198 77V76H197ZM214 77V76H213ZM224 77V76H223ZM66 78V77H65ZM115 78V77H114ZM125 78V77H124ZM173 78V77H172ZM179 78V77H178ZM180 78H181V76H180ZM261 78H263L262 79V81H260V79ZM17 79V78H16ZM46 79V78H45ZM52 79H54L53 77L51 78V80ZM120 79V78H119ZM135 79V78H134ZM138 79V78H137ZM176 78H174V80H175ZM182 79V78H181ZM187 79V78H186ZM189 79V78H188ZM195 79V78H194ZM194 79L192 80L193 82H194ZM210 79V78H209ZM60 80V81H61ZM122 80H123V78H122ZM132 80V79H131ZM149 80H150V78H149ZM178 79H176V81H177ZM198 79H196V81H197ZM201 80V79H200ZM224 80V79H223ZM226 80V79H225ZM46 81H47V79H46ZM53 81V80H52ZM89 81H90V79H89ZM117 81V80H116ZM120 81H121V79H120ZM124 81H126V80H124ZM130 81V80H129ZM154 81V80H153ZM171 81V80H170ZM191 81V82H192ZM208 81V80H207ZM131 82V81H130ZM150 82V81H149ZM129 83V82H128ZM140 83V82H139ZM151 83V82H150ZM213 83V82H212ZM217 83V82H216ZM106 84V86L105 87H107V83H105ZM130 84V83H129ZM197 84V83H196ZM209 84V83H208ZM219 84V83H218ZM230 84V83H229ZM113 85H116V82H115V84L113 83ZM126 84H124V85H122V86H125ZM132 85V84H131ZM144 85V84H143ZM151 85V84H150ZM149 85V86H150ZM172 86H173V84H171ZM189 85V84H188ZM187 85V86H188ZM191 85V84H190ZM195 85V84H194ZM200 85V84H199ZM258 85H261V86H259L258 87ZM3 86V85H2ZM1 86V87H2ZM119 86V85H118ZM117 86V87H118ZM153 86V85H152ZM186 86V87H187ZM249 86H252L251 87V89H253V87H256V88H254V91H255V89H257V87L259 88V89H257L255 92H253L254 94H253V96L252 95H250V97H251V99L249 100V101H253L254 99H256L257 100V102H255V101H253V102H255V103H250L249 101H248V98H247V101L245 102L243 99H241L242 97H239V96H243L244 98H246L247 97V94L248 93H245V95H244V91H245V89L247 88L248 89V87ZM0 87V88H1ZM12 87V86H11ZM15 87V86H14ZM58 87H59V85H58ZM57 87V88H58ZM110 87V86H109ZM120 87V86H119ZM141 87V86H140ZM185 87V86H184ZM184 87L182 86V88H183V90H185L184 89ZM202 87V86H201ZM232 87V86H231ZM56 88V89H57ZM111 88V87H110ZM110 88L108 89V91L110 90ZM121 88V87H120ZM130 88H132V87H130ZM146 88H148V87H144V89L145 90H148V89H146ZM176 88V87H175ZM197 87H195V89H196ZM212 88V87H211ZM227 88V89H226ZM250 88V87H249ZM2 89V88H1ZM12 89V88H11ZM133 89V93H129V94H131V102H138V100H140L143 96H144V102H146L148 99V96H146V95H148L149 94V92L146 94L145 93V91L143 92H139L138 91V87L136 88V86L134 85V87L132 88ZM141 89V88H140ZM143 89V90H144ZM188 89H190V90H188V91H191L193 88H192V86H190V88L188 87ZM215 89V90H216ZM219 89H220V91H219ZM222 89H224L223 91H225V92H223L222 91ZM247 89H246V91H247ZM5 90V89H4ZM3 90V91H4ZM13 91H9V89L8 90H6V91H4V92H2V90H0V94L4 97V102H1V99H2V97H1V95H0V115H3V113L1 114V112L6 108H9L10 106H12V107H14V104H16L17 102H16V100H17V89H16V91L14 90V89H12ZM135 90V91H134ZM137 90V91H136ZM149 90H150V88H149ZM148 90V91H149ZM211 90V89H210ZM110 91H112V90H110ZM130 91H132V90H130ZM141 91V90H140ZM152 91V90H151ZM163 91V90H162ZM174 91V90H173ZM182 91V90H181ZM243 91V92H242ZM76 92H78V91H76ZM87 92V93H88ZM101 92V91H100ZM99 92V93H100ZM105 92V91H104ZM114 92V91H113ZM117 92V91H116ZM127 92V91H126ZM139 92V93H138ZM153 92V91H152ZM152 92H150V94L152 93ZM156 92V91H155ZM183 93H184V91H182ZM181 92V93H182ZM206 92V91H205ZM211 92H212V90H211ZM210 92V93H211ZM216 92V91H215ZM216 92V93H217ZM222 92V93H221ZM241 92H242V94H241ZM140 93H144V94H140ZM189 93H190V95H189ZM195 93V92H194ZM193 93V94H194ZM210 93H207V94H210ZM89 94H91V97H92V99H98V98H100V96H102V95H99V94H97V93H89ZM93 94H95V95H93ZM102 94H103V92H102ZM112 94V93H111ZM149 94V95H150ZM153 94V93H152ZM151 94V95H152ZM159 94V93H158ZM157 94V95H158ZM179 94V93H178ZM192 93L191 92H187V98H188V95H189V102L190 103H192L193 105L195 104H197V105H199L200 103V105H202V103H203V99H199L198 97H196V96H192L191 95ZM80 95V94H79ZM150 95V97L152 98V96ZM212 95H213V93H212ZM120 96V95H119ZM118 96V97H119ZM166 96V95H165ZM164 96V97H165ZM181 96H184L185 97V93H184V95H181ZM211 96V95H210ZM246 96V97H245ZM79 97V96H78ZM88 97V96H87ZM112 97H113V95H112ZM121 97V96H120ZM125 97V96H124ZM147 97V98H146ZM158 97V96H157ZM167 97H169V95L167 96ZM185 97V98H186ZM199 97H200V95H199ZM208 97H209V95H208ZM216 97V98H217ZM248 97H249V94H248ZM249 97V98H250ZM15 98V99H14ZM54 99H55V97H53ZM77 98V97H76ZM102 98H104V97H102ZM107 98H110V97H108L107 96ZM117 98V97H116ZM170 98V97H169ZM172 98V97H171ZM184 98V99H185ZM13 99V101H10V100H12ZM40 99V98H39ZM56 99V100H57ZM91 99V98H90ZM91 99V100H92ZM95 99H94V101H95ZM106 99V98H105ZM119 99V98H118ZM121 99V98H120ZM119 99V100H120ZM143 99V98H142ZM141 99V101H143ZM159 99V98H158ZM163 99V98H162ZM205 99V98H204ZM209 99V98H208ZM3 100V99H2ZM8 100H9V102H8ZM112 100V99H111ZM146 100V101H145ZM176 100V99H175ZM180 100V99H179ZM240 100H241V102H245L246 104H245V107L246 108H242V106L244 105V104H242L241 102H240ZM77 101V100H76ZM108 101V100H107ZM107 101H105L106 103H107ZM123 101H125V100H123ZM129 101H130V98H129ZM140 101V102H141ZM177 101V100H176ZM59 102H56V103H58V104H60ZM101 102H103V104H106L104 101H101ZM109 102H111V101H109ZM109 102H108V104H109ZM127 102V101H126ZM131 102H129V103H131ZM150 102V101H149ZM154 102H156V101H154ZM182 102V101H181ZM185 102H187V101H185ZM212 102V101H211ZM8 103H10V104H8ZM143 103V102H142ZM147 103H148V101H147ZM161 103V102H160ZM166 103H167V101H166ZM169 103H170V101H169ZM172 103V102H171ZM176 103V102H175ZM180 103V102H179ZM92 104H94V103H92ZM145 103H143L142 105H144ZM177 104V103H176ZM241 104H242V106H241ZM63 105H64V103H63ZM99 105H102V103L100 104L99 103V99H98V106ZM128 105V104H127ZM126 104L124 105V107L125 106H127ZM148 105H150V104H148ZM148 105H144V108L145 107H147ZM192 105V106H193ZM194 105V106H195ZM58 106V105H57ZM61 106V105H60ZM114 106H115V104H114ZM117 106L119 107V105L117 104ZM129 106V105H128ZM158 106V105H157ZM166 106H167V104H166ZM185 106V105H184ZM187 106H190V105H188L187 104ZM17 107V106H16ZM118 107H116V108H118ZM152 107V110H153V106H151ZM168 107V106H167ZM63 108V107H62ZM95 108V107H94ZM93 108V109H94ZM102 108H104V107H102ZM148 108V107H147ZM147 108H145V110L147 109ZM150 108V107H149ZM147 109L148 111L149 110H151V108L150 109ZM159 108H161V107H159ZM179 108V107H178ZM187 108V107H186ZM192 108H195V107H192ZM13 109H15V108H13ZM12 109V110H13ZM99 109V108H98ZM108 108H106V110H107ZM156 109V108H155ZM196 109V108H195ZM11 110V109H10ZM95 110V109H94ZM97 110V109H96ZM111 110V109H110ZM109 110V111H110ZM133 110V109H132ZM136 110V109H135ZM202 110V109H201ZM5 111V110H4ZM14 111V110H13ZM16 111V110H15ZM19 111V110H18ZM101 111V110H100ZM100 111H96V112H99V114L101 115L102 113H100ZM104 111V110H103ZM109 111H108V114H106V116H105V118H106V120H113L114 118H115V116H116V114L115 113H117V112H115V109H114V111H111L110 113H109ZM116 111H118V110H116ZM154 111V110H153ZM171 111V110H170ZM182 111V110H181ZM130 112L131 113H133V111H131L130 110ZM137 112H140V111H137ZM149 112H151V111H149ZM168 112V111H167ZM177 112V111H176ZM6 113V112H5ZM4 113V114H5ZM32 113V112H31ZM84 113V112H83ZM105 113V112H104ZM14 114V113H13ZM96 114V113H95ZM94 114V115H95ZM127 114V113H126ZM129 114V113H128ZM202 114V115H201ZM32 115V114H31ZM100 115H97V116H100ZM122 116H123V114H121ZM120 115V116H121ZM132 115V114H131ZM148 115V114H147ZM168 115V116H167ZM212 115L211 116H209V122H208V124L206 123V121L204 122V120H203V122H202V124L203 125H205L206 126V124L207 125H209V123H210V121H213V120H211V117H212ZM5 117H6V115H4ZM3 116V117H4ZM19 116V115H18ZM86 116V115H85ZM89 116V115H88ZM125 116V115H124ZM123 116V117H124ZM146 116V115H145ZM156 116V117H157ZM2 117V116H1ZM0 117V118H1ZM22 117V116H21ZM90 117H93L95 120H96V118L93 116V115H91V116H89V118ZM127 117H129V116H127ZM134 117V116H133ZM150 117V116H149ZM212 117V118H213ZM216 117H214V118H216ZM8 118V117H7ZM13 118H15V117H13ZM16 118H18V120H19V118L20 117H16ZM86 118V117H85ZM89 118H87V119H89ZM126 118V117H125ZM204 118V117H203ZM4 119V118H3ZM11 120H12V118H10ZM100 119H102V118H100ZM155 119V118H154ZM77 120V119H76ZM91 120H93V119H91ZM91 120L89 121V122H91ZM104 120V119H103ZM125 120H127V119H125ZM129 120V119H128ZM130 120H131V118H130ZM173 120V121H172ZM216 120V119H215ZM14 122H15V119L13 120ZM132 121H134V120H132ZM131 121V122H132ZM140 121H142V120H140ZM144 121V120H143ZM171 121V122H170ZM199 121V120H198ZM3 122V121H2ZM6 122V121H5ZM5 122H4V124L3 125H6L5 124ZM32 122V121H31ZM97 122V121H96ZM113 122V121H112ZM123 123L122 124H124L125 122L124 121H122ZM174 122V123H175ZM214 122V121H213ZM216 122V121H215ZM19 123V122H18ZM95 123V122H94ZM138 123V122H137ZM197 123V122H196ZM221 123V122H220ZM1 119H0V158L1 157H3V156H5V155H3L2 153H4L3 151L4 150H2V146H4L3 144H5V143H7V142H9V140H10V142H11V140H13L12 138H13V136L15 135H13V136H11L10 135V139L8 138L9 137V131L11 130V127L9 128V124L5 127V129L8 127V129H6V131H8L7 132V134L5 135L4 134V132L6 133V131H5V129H3V127H1ZM17 124V123H16ZM107 124V123H106ZM131 124V123H130ZM211 124H213V123H210V126H211ZM125 125H126V123H125ZM203 125H200L199 124V127H201V126H203ZM11 126V125H10ZM15 126H17L16 128H18L19 129V127H18V125H15L14 124V128H15ZM77 126V125H76ZM93 126H95V125H93ZM128 126V125H127ZM135 126H137V125H135ZM209 126V127H210ZM29 127V126H28ZM30 127H31V129H33V127L30 125ZM130 127V126H129ZM138 127V126H137ZM156 127V126H155ZM158 127V126H157ZM194 127V126H193ZM212 127H213V125H212ZM215 127V126H214ZM217 127V126H216ZM16 128H15V130H16ZM128 128V127H127ZM133 128H135V127H133ZM138 128H140V127H138ZM149 128V127H148ZM192 128V127H191ZM18 129H17V131L16 132H18ZM20 129H21V127H20ZM19 129V130H20ZM24 129H25V127H24ZM27 129V128H26ZM137 129V128H136ZM153 129V128H152ZM151 129V130H152ZM165 129V128H164ZM168 129V128H167ZM170 129V128H169ZM194 129V128H193ZM204 129H206V131H207V128H204ZM216 130L218 129V128H215ZM4 130V131H3ZM15 130H13V132L15 131ZM134 130V129H133ZM132 130V131H133ZM161 130V129H160ZM171 130V129H170ZM176 130H177V128H176ZM210 131H211V129H209ZM135 131V130H134ZM133 131V132H134ZM137 131H139V129L138 130H136L134 133H133V135H135V133H137ZM144 131V130H143ZM150 131V130H149ZM162 131V130H161ZM169 131V130H168ZM167 131V132H168ZM195 131V130H194ZM212 131L214 132V135H215V130L212 128ZM11 132V131H10ZM15 132V133H16ZM21 132L22 131H20V135H21ZM77 132V131H76ZM127 132V131H126ZM151 132V131H150ZM166 132V133H167ZM178 132V131H177ZM208 132V131H207ZM33 133H34V131H33ZM32 133V134H33ZM139 133H140V135H135L134 136V143H139V142H142V143H147V141L149 142L150 141V139L153 137V136H155L156 135V132H151L150 134L149 133H147L146 135L145 134H143V135H141V130L139 131ZM138 133V134H139ZM143 133V132H142ZM164 133V132H163ZM162 133V134H163ZM212 133V132H211ZM17 134V133H16ZM23 134H24V132H23ZM31 133H30V136L28 137V138H32V137H35L34 135L33 136H31L32 135ZM195 134H196V132L194 133V136H195ZM218 134V133H217ZM61 135V134H60ZM108 135H109V133H108ZM124 135H127V134H124ZM133 135H132V137H130V138H132V141H133ZM198 135V134H197ZM207 135V134H206ZM220 135H221V133H220ZM68 136V135H67ZM165 136V135H164ZM188 136V137H187ZM204 136V135H203ZM208 136H210V135H208ZM207 136V138L209 139V137ZM12 137V138H11ZM21 137V136H20ZM19 137V135H17V138H16V140H13L12 142H16V141H20V138ZM23 137V136H22ZM188 139H187V138ZM197 137V136H196ZM214 137V136H213ZM216 137V136H215ZM25 138V137H24ZM27 138V140L25 141V142H27L28 140L30 141L31 139H28ZM89 138V137H88ZM87 138V139H88ZM129 138V139H130ZM36 139V138H35ZM58 139V138H57ZM63 139V138H62ZM74 139V138H73ZM128 139V138H127ZM126 139V140H127ZM162 139V138H161ZM165 139V138H164ZM211 139V138H210ZM223 139V138H222ZM83 140V139H82ZM131 140V139H130ZM166 140V139H165ZM189 140V141H188ZM199 140V139H198ZM202 140V139H201ZM213 140V139H212ZM212 140H210V141H212ZM28 141V142H29ZM32 141V140H31ZM33 141H35V140H33ZM32 141V142H33ZM153 141V140H152ZM210 141H208V142H210ZM11 142V143H12ZM21 142V141H20ZM100 142V141H99ZM155 142V141H154ZM153 142V143H154ZM161 142V141H160ZM197 142V141H196ZM198 142H200V141H198ZM197 142V143H198ZM206 142V141H205ZM214 142V141H213ZM223 142V141H222ZM221 142V143H222ZM31 142H29L28 144H30ZM75 143V142H74ZM121 143V142H120ZM142 143H140V145L142 144ZM158 143V142H157ZM163 143V142H162ZM212 143V142H211ZM218 143V142H217ZM216 142H215V145L217 144ZM16 144H17V142H16ZM19 144V143H18ZM18 144H17V148H18ZM21 144V143H20ZM23 144H24V142H23ZM32 144V143H31ZM76 144V143H75ZM78 144V143H77ZM89 144V143H88ZM129 144V143H128ZM200 144V143H199ZM214 144V143H213ZM224 144V143H223ZM226 144H224L225 146H226ZM13 145H15V143L13 144ZM12 145V146H13ZM34 145H35V143H34ZM72 145V144H71ZM127 145V144H126ZM137 145V144H136ZM144 145V144H143ZM150 145V144H149ZM161 145V144H160ZM191 145V146H190ZM207 145V144H206ZM215 145H212L214 148H216V146ZM218 146H222L221 144H217ZM65 146V145H64ZM67 146V145H66ZM86 146V145H85ZM91 146V145H90ZM121 146H122V144H121ZM157 146V145H156ZM164 146V145H163ZM197 146V145H196ZM14 147H16V146H14ZM13 147V148H14ZM53 147V146H52ZM124 147V146H123ZM126 147V146H125ZM131 147V146H130ZM139 147H142V146H139ZM166 147V146H165ZM190 147H192V148H190ZM204 147V146H203ZM213 147H212V149H213ZM23 148V147H22ZM90 148V147H89ZM119 148L120 147H118L117 148V150L118 151H120L119 150ZM128 148V147H127ZM125 148V150H124V148L120 151V152H118L117 150V152H118V154L116 155V153H114V151H115V149H114V151L112 152V154L114 153L116 156H112L111 158H108L109 160L108 161H106L104 164H102V165H100L98 162L96 163V165L97 164H99V165H95V163L94 162H96L95 160L93 161V159H91V157L89 158L91 161H93V167L95 168H98L99 166L100 167H104V166H108L110 163H112L114 160H117V159H121V157H123V156H125V155H131V154H133V153H135L136 152V150L138 149L136 146H134L133 148ZM218 148V147H217ZM4 149V148H3ZM77 149V148H76ZM95 149V148H94ZM141 149V148H140ZM146 149V148H145ZM153 149V148H152ZM183 149H185L184 151H182ZM221 149V148H220ZM146 150H148V148L146 149ZM151 150V149H150ZM156 150V149H155ZM160 150V149H159ZM214 150V149H213ZM17 151H19V150H16V153H18ZM21 151V150H20ZM23 151V150H22ZM81 151V150H80ZM93 151V150H92ZM138 151V150H137ZM181 151L182 152H184V153H181ZM77 152H79V151H77ZM187 152V151H186ZM22 153V152H21ZM24 153V152H23ZM31 153V152H30ZM34 153H35V151H34ZM80 153V152H79ZM93 153V152H92ZM107 153V152H106ZM157 153V152H156ZM199 153V152H198ZM212 153V152H211ZM3 156H2V155ZM5 154V153H4ZM78 154V153H77ZM153 154V153H152ZM163 154V153H162ZM189 153L187 152V155H188ZM217 154V153H216ZM222 154V153H221ZM7 155H8V153H7ZM17 155H19V157H16V159L17 158H21V156H20V154H17ZM17 155H15V156H17ZM32 155V154H31ZM74 155V154H73ZM89 155V154H88ZM87 155V156H88ZM94 155L97 157V155L94 153ZM104 155V154H103ZM128 155H127V157H128ZM25 156V155H24ZM34 156H36V154L34 155L33 154V158H34ZM80 156H81V154H80ZM92 156V155H91ZM104 156H106V157H109V156H107L106 154L104 155ZM103 156V157H104ZM204 156V155H203ZM202 156V157H203ZM31 157V160L29 159L28 160V158H27V160L25 161V164H27V165H29L30 164V162L29 161H32L33 160V158ZM38 157V156H37ZM37 157H35V158H37ZM82 157V156H81ZM99 157V156H98ZM102 157V156H101ZM127 157H125V159H127ZM130 157V156H129ZM225 157V156H224ZM237 157H239V159L237 158ZM8 158H9V156L6 158L7 160H8ZM24 158V157H23ZM34 158V159H35ZM76 158H77V160L79 161V158H78V156H76ZM88 158V157H87ZM93 158V157H92ZM95 158V157H94ZM105 158V157H104ZM104 158H102V159H104ZM157 158H158V156H157ZM190 158V157H189ZM211 158V157H210ZM209 158V159H210ZM10 159V158H9ZM81 160H83V158H80ZM102 159H101V161H102ZM133 159V158H132ZM212 159V158H211ZM238 159V160H237ZM2 162H4V160H5V158L2 160V159H0ZM12 160V159H11ZM20 160V159H19ZM80 160V161H81ZM157 160V159H156ZM159 160L161 161V157H159ZM187 160V159H186ZM214 160H216V159H214ZM219 160V159H218ZM51 161H52V159H51ZM79 161V163L78 164H82V165H91L92 166V162H90L89 160H83V161H81L80 162ZM100 161V160H99ZM119 161V160H118ZM126 161V160H125ZM131 161V160H130ZM158 161V160H157ZM213 161V160H212ZM235 161L237 162V163H235ZM7 162H10L9 160L7 161ZM32 162H34V160L32 161ZM68 162V161H67ZM75 162H76V160H75ZM134 162V161H133ZM179 162V163H178ZM211 162V161H210ZM209 162V163H210ZM220 162V161H219ZM242 162V161H241ZM5 163H6V161H5ZM13 163V162H12ZM19 163V162H18ZM77 163V162H76ZM159 163V162H158ZM184 163V162H183ZM192 163V162H191ZM215 163V162H214ZM35 164V163H34ZM77 164V165H78ZM120 164V163H119ZM160 164V163H159ZM158 164V166L159 167H161L160 165ZM163 164V163H162ZM187 164V163H186ZM193 164V163H192ZM199 164H200V162H199ZM14 165V164H13ZM12 165V166H13ZM17 165V164H16ZM15 165V166H16ZM19 165V164H18ZM64 165V164H63ZM116 165H117V163H116ZM132 165V164H131ZM170 165H168V166H166L168 169L167 170H169V168H170ZM174 165V166H173ZM213 165V164H212ZM216 165V164H215ZM220 165V164H219ZM3 165H2V163H0V185L3 187L2 188V190H0V193H1V191H2V193H3V196H5L4 198H11L12 196H14L13 195V193L15 194V195H17L15 192H17V190L19 189V188H21V187H19L18 185L19 184H16V183H18V182H15V180L13 181V180H11L10 179V182H8L9 180V178H10V173H7V172H5V170H4V166L2 167ZM65 166V165H64ZM67 166V165H66ZM128 166H130V165H128ZM188 166V165H187ZM196 166V165H195ZM210 166H211V164H210ZM228 166H226V167H228ZM230 166H232V167H230ZM78 167H80V166H78ZM92 167V168H93ZM113 167V166H112ZM164 166H162V169H164L163 168ZM171 167V168H172ZM185 167V166H184ZM221 167V166H220ZM16 168V167H15ZM14 168V169H15ZM68 168V167H67ZM72 168V167H71ZM76 168H77V166H76ZM81 168H83V167H80V169L79 170H83V169H81ZM85 168V167H84ZM89 168H90V166H89ZM94 168H93V170H94ZM127 168V167H126ZM125 168V169H126ZM156 168V167H155ZM202 168V167H201ZM105 169H107L106 167H105ZM124 169V168H123ZM187 169V168H186ZM18 170V169H17ZM78 170V171H79ZM87 170V169H86ZM104 170V169H103ZM128 170H130V169H128ZM157 170H159V169H157ZM161 170V169H160ZM164 171L163 170V172H161V171H159V173L157 172L156 173V175H155V177L156 178H158L159 179V176L161 175L162 177H161V179H163L164 180V182H168L169 180L168 179H166V177L168 178V177H170V170L169 171ZM181 170H182V168H181ZM181 170H179L178 172H180ZM213 170V169H212ZM23 171V170H22ZM33 171V170H32ZM108 171V170H107ZM27 172V171H26ZM35 172V171H34ZM82 172V171H81ZM84 172H86V171H83V173ZM126 172V171H125ZM171 172H173V170L171 169ZM210 172H212V171H210ZM36 173V172H35ZM87 173V172H86ZM123 173V172H122ZM174 173H177V172H174ZM181 173H183V172H181ZM26 174V173H25ZM28 174V173H27ZM82 174V173H81ZM88 174V173H87ZM173 176H175V174H173V173H171ZM211 174V173H210ZM214 174V173H213ZM42 175V174H41ZM84 175H86V174H84ZM83 175V176H84ZM177 175V174H176ZM193 175V174H192ZM26 176V175H25ZM40 176V175H39ZM77 176V179H78V174L76 175ZM164 176V177H163ZM180 176V174H178L177 175V177H179ZM209 176V175H208ZM213 176V175H212ZM215 176V175H214ZM37 177H38V175H37ZM87 177H88V175H87ZM242 177V176H241ZM244 177V176H243ZM12 178V177H11ZM42 178V177H41ZM111 178V177H110ZM149 178V177H148ZM147 178V179H148ZM155 178V179H156ZM165 178V179H164ZM190 178V177H189ZM188 178V179H189ZM245 178V177H244ZM246 178H247V176H246ZM245 178V179H246ZM247 178V179H248ZM40 179V178H39ZM38 179V180H39ZM83 179H84V177H83ZM82 179V180H83ZM153 179V178H152ZM160 179V180H161ZM173 179H175V178H173ZM177 179V178H176ZM246 179V180H247ZM33 180V179H32ZM41 180V179H40ZM150 180V179H149ZM163 180L162 181H160V184H161V182L163 183ZM190 180V179H189ZM15 182V183H13V182ZM17 181V180H16ZM81 181V179L79 178V182ZM140 181V180H139ZM148 181V180H147ZM147 181H145V182H147ZM151 181V180H150ZM71 182L73 183V181L71 180ZM75 182V181H74ZM197 182V181H196ZM79 184L78 182H75L74 184ZM85 183H87V182H85ZM137 183V182H136ZM32 184V183H31ZM83 184V183H82ZM166 184V183H165ZM168 184H172V182L171 183H167V185ZM182 184H183V182H182ZM185 184V183H184ZM195 184H197V183H195ZM30 185V184H29ZM34 186L33 187H31L32 189H31V192L32 191H34L36 194H37V191H39V189H38V187H35V185L36 184H33ZM55 185H57V184H55ZM85 185V184H84ZM157 185V184H156ZM155 185V186H156ZM164 185V184H163ZM166 185V186H167ZM160 186V185H159ZM161 186H162V184H161ZM169 186H173V184L172 185H169ZM175 186H176V184H175ZM177 186H178V184H177ZM184 186V185H183ZM196 186V185H195ZM256 186V185H255ZM258 186V187H259ZM16 187H17V190L15 191V189H16ZM19 187V188H18ZM26 187H28V186H26ZM163 187V186H162ZM168 187V186H167ZM179 187V186H178ZM180 187H182V186H180ZM188 187V186H187ZM1 188V187H0ZM160 188V187H159ZM173 188V187H172ZM183 188H186V187H183ZM38 189V190H37ZM55 189V188H54ZM166 189L167 188H165V195H166ZM169 189H171L170 187H169ZM169 189L167 190V191H169ZM174 189V188H173ZM178 189V188H177ZM256 189V188H255ZM20 190V189H19ZM18 190V191H19ZM22 191H23V189H21ZM172 190V189H171ZM175 190V189H174ZM257 190V189H256ZM259 190H261V189H259ZM30 191V190H29ZM59 191H61L60 189H59ZM79 191V190H78ZM178 191V190H177ZM183 191V190H182ZM248 191V190H247ZM147 192V191H146ZM254 192V191H253ZM33 193V192H32ZM40 193V192H39ZM76 193V192H75ZM162 193H163V191H162ZM161 193V194H162ZM5 194V195H4ZM34 194V193H33ZM36 194H34V195H36ZM41 194V193H40ZM158 194V193H157ZM167 194H170L171 195V191L170 192H168ZM254 194V193H253ZM256 194V193H255ZM254 194V195H255ZM21 195V194H20ZM20 195H18V196H20ZM24 195V194H23ZM33 195V196H34ZM38 195V194H37ZM42 195V194H41ZM164 195V194H163ZM165 195L163 196V198H162V195H161V203H162V200L164 199V197H165ZM170 195H166V197H171ZM217 195V194H216ZM22 196V195H21ZM39 196V195H38ZM79 196V195H78ZM146 196V195H145ZM14 197H16V196H14ZM13 197V198H14ZM36 197L37 196H35V199H36ZM64 197V196H63ZM76 197V196H75ZM81 197V196H80ZM144 197V196H143ZM158 197V196H157ZM173 197V196H172ZM175 197V196H174ZM218 197V196H217ZM26 198V197H25ZM34 198V197H33ZM39 198H40V196H39ZM38 198V199H39ZM67 198V197H66ZM73 198V197H72ZM72 198H70V199H72ZM158 200H159V198H157ZM169 199V198H168ZM242 199V198H241ZM240 199V200H241ZM248 199V198H247ZM12 200V199H11ZM43 200H45V199H43ZM79 200V199H78ZM172 200H174V198L172 199ZM249 200V199H248ZM71 201V200H70ZM156 201V200H155ZM159 201V202H160ZM164 201H166V200H164ZM244 201V200H243ZM80 202V201H79ZM140 202H141V199H140ZM170 202V201H169ZM254 202V201H253ZM39 203V202H38ZM138 203H139V201H138ZM137 203V204H138ZM161 203H159V204H161ZM167 203H168V201H167ZM222 203H224V201L222 202ZM233 203V202H232ZM236 203V202H235ZM247 203V202H246ZM262 203V202H261ZM43 204V203H42ZM47 204V203H46ZM80 204H82V203H80ZM84 204V203H83ZM143 204V203H142ZM156 204V203H155ZM221 204V203H220ZM250 204V203H249ZM248 204V205H249ZM247 205V204H246ZM87 206V205H86ZM224 206H226V205H224ZM250 206V205H249ZM83 207V206H82ZM160 207H161V205H160ZM176 207V206H175ZM217 207V206H216ZM34 209V208H33ZM78 209H80V208H78ZM84 209V208H83ZM153 209V208H152ZM152 209H151V211H152ZM175 209V208H174ZM221 209H223V208H221ZM225 209V208H224ZM244 209V208H243ZM259 209V208H258ZM264 209V208H263ZM156 210L158 211V210H160L159 208L157 209L156 208ZM209 210H211V209H209ZM219 210V209H218ZM83 211V210H82ZM214 211H215V209H214ZM241 211V210H240ZM149 212H150V210H149ZM155 212V211H154ZM162 212L164 213V211H161V214H162ZM217 212H219V211H217ZM232 212V211H231ZM230 212V213H231ZM242 212L243 211H241L240 213H241V215H242ZM74 213V212H73ZM151 213V212H150ZM153 213V212H152ZM223 213H224V211H223ZM226 213V212H225ZM30 214V213H29ZM76 214V213H75ZM137 214V213H136ZM171 214V213H170ZM169 214V215H170ZM176 214V213H175ZM218 215H219V213H217ZM227 214H228V212H227ZM245 214V213H244ZM20 215V214H19ZM23 215V214H22ZM22 215H20V216H22ZM153 215H154V213H153ZM164 215V214H163ZM240 215V217H242V219H243V215L241 216ZM247 215V214H246ZM15 217L16 216H18V215H14ZM95 216V215H94ZM96 216H97V214H96ZM174 216V215H173ZM224 216V215H223ZM12 217V216H11ZM15 217H13V219H15ZM98 217V216H97ZM120 217V216H119ZM124 217V216H123ZM165 217V216H164ZM164 217H162L161 219V223H160V227H161V230H159L162 234L163 233H165V235H169V230H168V224H170V223H168V221L164 218ZM175 217V216H174ZM209 217H210V215H209ZM216 217V216H215ZM218 217V216H217ZM250 217H253V216H250ZM249 217V218H250ZM258 217H260V216H258ZM27 218V217H26ZM68 218V217H67ZM75 218V217H74ZM155 218V217H154ZM214 218V217H213ZM224 218V217H223ZM226 218H228V217H226ZM256 218V217H255ZM22 220V218H19V216H18V218H17V220L16 221H14V223H12V225H11V227H10V229H8L9 231H11L10 233H13V234H15L17 231H18V233H19V231H20V229L19 228H21L22 229V227L20 226L21 224L19 223V221L20 220ZM70 219V218H69ZM72 219V218H71ZM70 219V220H71ZM164 219V220H163ZM171 219V218H170ZM215 219H217V218H215ZM239 219H241V218H239ZM256 219H258V218H256ZM75 220V219H74ZM166 220V221H165ZM208 220H209V218H208ZM211 220V219H210ZM213 220V219H212ZM211 220V221H212ZM219 220H221V218L219 217ZM219 220H217V222H219ZM223 220H226L225 218L223 219ZM231 220V219H230ZM13 221V220H12ZM18 221V222H17ZM83 221V220H82ZM125 221V220H124ZM179 221V220H178ZM194 221V220H193ZM214 222H216V220H213ZM222 221V220H221ZM232 221V220H231ZM230 221V223H232ZM242 220H240V222H241ZM16 222V223H15ZM68 222H69V220H68ZM75 222V221H74ZM170 222H171V220H170ZM172 222H174V221H172ZM171 222V223H172ZM226 222H227V220H226ZM235 222V221H234ZM256 222V224H257V221H255ZM72 223V222H71ZM78 223V222H77ZM102 223H104V222H102ZM159 223V222H158ZM168 223V224H167ZM229 223V224H230ZM10 224V223H9ZM13 224H14V226L16 225V224H18V225H16L15 227L13 226ZM20 224V225H19ZM23 224V223H22ZM74 224V223H73ZM174 223H172V225H173ZM198 224V223H197ZM211 224V223H210ZM217 224H219V223H217ZM216 224V225H217ZM224 224V223H223ZM222 224V225H223ZM243 224V223H242ZM76 225V224H75ZM90 225V224H89ZM103 225V224H102ZM110 225V224H109ZM232 225V224H231ZM72 226V225H71ZM106 226V225H105ZM175 226V225H174ZM263 226V225H262ZM177 227V226H176ZM182 227V226H181ZM183 227H184V225H183ZM235 227V226H234ZM109 228V227H108ZM157 228V227H156ZM228 229L229 228V226H227V227H225V229ZM232 228H233V226H232ZM243 228V227H242ZM255 229H256V227H254ZM263 227H261V229H262ZM111 229V228H110ZM158 229V228H157ZM170 229V231H172L171 230V228H169ZM172 229H174V228H172ZM257 229H258V227H257ZM23 230V229H22ZM21 230V231H22ZM165 230V231H164ZM175 230V229H174ZM182 230V229H181ZM217 230V229H216ZM224 230V229H223ZM229 230V229H228ZM260 230V229H259ZM263 230V229H262ZM118 231V230H117ZM166 231H168V232H166ZM176 231V230H175ZM219 231V230H218ZM231 231H233V230H231ZM241 231H243V230H241ZM106 232V231H105ZM114 232H115V230H114ZM201 232V231H200ZM220 232V231H219ZM228 232V231H227ZM236 232V231H235ZM234 232V233H235ZM260 232V231H259ZM262 232V231H261ZM264 232V231H263ZM117 233V232H116ZM116 233L114 234V235H116ZM170 233H172V232H170ZM179 233V232H178ZM222 233V232H221ZM229 233V232H228ZM234 233H233V235H234ZM256 233V232H255ZM244 233H242V235H243ZM254 234V233H253ZM117 235H119V234H117ZM159 235V234H158ZM161 235V234H160ZM202 235V234H201ZM228 235V234H227ZM77 236V235H76ZM103 236V235H102ZM170 236V235H169ZM169 236H168V238H169ZM194 236V235H193ZM116 237V236H115ZM118 237V236H117ZM164 238H165V241H167V238L165 237V236H163ZM233 237V236H232ZM242 237V236H241ZM252 237V236H251ZM250 237V238H251ZM258 237V236H257ZM106 238H108V237H106ZM112 238V237H111ZM119 238H121V237H119ZM171 238V237H170ZM193 238V237H192ZM254 238H256V237H254ZM253 238V239H254ZM10 239V238H9ZM71 239V238H70ZM233 239V238H232ZM257 239V238H256ZM76 239H74V241H75ZM112 240V239H111ZM115 240V239H114ZM134 240V239H133ZM164 240V239H163ZM162 240V241H163ZM169 240V239H168ZM228 240V239H227ZM241 240V239H240ZM262 240V239H261ZM260 240V241H261ZM264 240V239H263ZM73 241V242H74ZM160 241V240H159ZM221 241V240H220ZM236 241V240H235ZM243 241V240H242ZM259 241V242H260ZM76 242V241H75ZM137 242V241H136ZM135 242V243H136ZM164 242V241H163ZM234 242V241H233ZM248 242H249V240L247 239V238H244V241L242 242V245H243V243H246V244H248ZM106 243V242H105ZM110 243V242H109ZM138 243V242H137ZM219 243V242H218ZM223 243V242H222ZM263 243V242H262ZM13 244V243H12ZM112 244V243H111ZM123 244H124V242H123ZM128 244V243H127ZM164 244V243H163ZM179 244H180V242H179ZM190 244V243H189ZM239 244V243H238ZM255 244V243H254ZM126 245V244H125ZM182 245V244H181ZM195 245V244H194ZM229 245V244H228ZM241 245V246H242ZM250 245V244H249ZM263 245V244H262ZM111 246V245H110ZM113 246V245H112ZM116 246V245H115ZM124 246V245H123ZM139 246V245H138ZM170 246V245H169ZM215 246V245H214ZM239 246V245H238ZM62 247V246H61ZM72 247V246H71ZM119 247H121V246H119ZM125 247V246H124ZM123 247V248H124ZM126 247H128V246H126ZM136 247H137V245H136ZM193 247V246H192ZM236 247V246H235ZM163 248H164V246H163ZM228 248H229V246H228ZM93 249V248H92ZM97 249V248H96ZM127 249V248H126ZM162 249V248H161ZM160 249V250H161ZM197 249V248H196ZM214 249V248H213ZM222 249V248H221ZM230 249V248H229ZM242 249V248H241ZM263 249H264V247H263ZM95 250V249H94ZM104 250V249H103ZM166 250V249H165ZM218 250V249H217ZM232 250H233V248H232ZM59 251V250H58ZM192 251V250H191ZM64 252V251H63ZM66 252V251H65ZM68 252V251H67ZM71 252V251H70ZM119 252V251H118ZM123 252H125V251H123ZM140 252V251H139ZM202 252V251H201ZM229 252V251H228ZM230 252H231V250H230ZM234 252H235V250H234ZM238 252V251H237ZM73 253V252H72ZM120 253H122V251L120 252ZM142 253V252H141ZM211 253V252H210ZM213 253V252H212ZM240 253V252H239ZM255 253V252H254ZM59 254V253H58ZM123 254V253H122ZM165 254V253H164ZM214 254H215V252H214ZM257 254H258V252H257ZM260 254V253H259ZM258 254V255H259ZM60 255H64V253H62L61 252V254ZM237 255H239V254H237ZM250 255L252 256V254L250 253ZM249 255V256H250ZM254 255V254H253ZM134 257V256H133ZM64 258V257H63ZM226 258H228V257H226ZM251 257H249V259H250ZM60 259H61V257H60ZM131 259V258H130ZM135 259V258H134ZM149 259V258H148ZM193 259V258H192ZM253 259V258H252ZM256 259H258V258H256ZM62 260V259H61ZM69 260V259H68ZM72 260V259H71ZM78 260V259H77ZM151 260V259H150ZM251 260V259H250ZM249 260V261H250ZM3 261V260H2ZM80 261V260H79ZM94 261V260H93ZM214 261V260H213ZM254 261V260H253ZM59 262V261H58ZM88 262V261H87ZM255 262V261H254ZM1 263V262H0ZM92 263V262H91ZM146 263V262H145ZM147 263H148V260H147ZM146 263V264H147ZM215 263V262H214ZM258 263V262H257ZM259 263H261V262H259ZM264 263V262H263ZM262 263V264H263ZM28 264V263H27ZM118 264V263H117ZM136 264V263H135ZM149 264V263H148ZM186 264V263H185ZM254 264V263H253Z\"/></svg>","mask_w":264,"mask_h":264}]
</instances>
